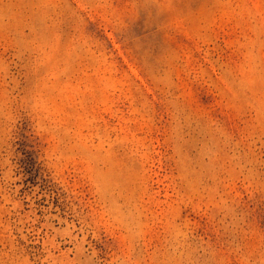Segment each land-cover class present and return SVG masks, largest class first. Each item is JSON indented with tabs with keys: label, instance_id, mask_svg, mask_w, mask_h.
I'll return each mask as SVG.
<instances>
[{
	"label": "rangeland",
	"instance_id": "obj_1",
	"mask_svg": "<svg viewBox=\"0 0 264 264\" xmlns=\"http://www.w3.org/2000/svg\"><path fill=\"white\" fill-rule=\"evenodd\" d=\"M0 264H264V0H0Z\"/></svg>",
	"mask_w": 264,
	"mask_h": 264
}]
</instances>
